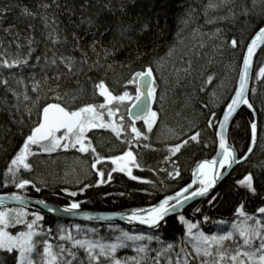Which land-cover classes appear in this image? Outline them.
Here are the masks:
<instances>
[{"label":"trees","instance_id":"1","mask_svg":"<svg viewBox=\"0 0 264 264\" xmlns=\"http://www.w3.org/2000/svg\"><path fill=\"white\" fill-rule=\"evenodd\" d=\"M207 2L208 0H0V54L10 60L16 57L24 59L28 58L30 47L34 50L29 66L11 70L0 68V80L9 81L7 89L0 84V193L25 194L58 205L77 202L83 208L128 210L155 204L165 195L183 188L190 181L194 164L216 152V125L223 107L235 89L246 44L258 27L264 24V0H228L212 14L208 10V16L205 17ZM42 4H51V7L45 9ZM25 8L35 13V16L25 15ZM245 11L247 15L244 14ZM217 17L228 19L211 24L205 22L206 19ZM185 20L188 22L184 23ZM145 24L148 27L142 30ZM127 28L130 31L124 32ZM217 28L222 31L219 37H213ZM232 38L240 41V47L233 49L230 43L223 42ZM55 39L59 42L53 43ZM173 46L176 49L174 55L162 61L155 73L158 96L152 110L158 112L157 123L151 133H147L143 122L136 123V127L149 136L146 141L133 140L131 143V149L140 164L139 168L133 167V175L139 179L132 180L124 173L111 172L114 166L105 160L97 165V169L106 174V182L100 184L97 169L91 167L95 154L80 153L75 149L60 150L55 154L62 153L64 157L66 154L68 157L78 155L77 158L85 164L88 174L80 176L77 186L62 182V170L67 164H63L65 158L61 157L57 164L42 163L36 172L33 169L32 172L23 173L26 178L34 181L40 191L32 186L17 189L10 179H5L11 159L19 151L35 122L36 109L23 99L25 85L28 95L33 98L36 96L31 92L33 77L45 82V77L59 75L58 81L50 79L46 83L53 88L59 84L60 89L68 91L70 96L75 93L81 97V103H99L102 98L94 96L93 82L104 79L111 90L120 92L124 90L130 74L140 70L141 64L148 58L142 54L165 57ZM82 53H87L89 64L99 61V65L104 67L97 66L89 72L87 66H84L83 72L77 71L73 76L59 62L55 66L51 64L53 58L59 61L61 56H71L80 61ZM138 53L141 58H137ZM37 56L40 57L39 63ZM189 60L192 67L190 75L175 71L188 67L186 62ZM108 65L112 67L109 69ZM262 66L264 46L256 55L249 91V102L253 106L257 125L253 150L209 197L194 202L180 214L192 222H200L201 230L206 233L216 230L218 220H235L241 204L252 215H258V208L264 206V78L258 75ZM80 67L77 63L76 68ZM209 75L214 79L211 83H206ZM21 77L23 83H17ZM79 88H83V91H79ZM133 89V85L127 86V90L134 94ZM13 91L17 93L16 96L12 94ZM40 95H44L43 89ZM43 102L42 100L41 103ZM29 108H32V119L28 118ZM121 111L125 110L122 108ZM211 113H215V116H211ZM254 113L247 106L241 107L229 128V143L239 157L250 147ZM209 119L213 120L214 126L211 128L208 127ZM196 131L201 133L199 143L189 142L176 156L170 160L165 159L170 156L169 147L187 139ZM89 137L97 152L102 157H108L128 150L129 145L123 140H131V132L129 129L126 136L117 140L109 130L94 129ZM145 144L149 147H144ZM35 157H30L33 167ZM175 167L179 168L181 176L173 179L168 173L173 172ZM109 172L112 175L110 181L107 180ZM249 173L253 176L258 193L255 196L237 183ZM71 192H76L77 195H69ZM217 193L220 196L213 200L212 197ZM42 216L44 219L40 223L45 230L52 229L51 235L59 224L99 227L102 234L107 233L104 228L111 226L67 223ZM178 216L167 218L157 229L143 231L159 235L162 243L153 242L150 245L152 249L159 250L168 243L174 245L171 251L159 257L160 264H168L169 260L175 262L177 259L182 264L184 252H181V248L191 251L186 243L185 226ZM205 216L209 218L206 222ZM83 255L80 252V256ZM133 255L136 253L131 248L118 252L121 258ZM149 256H155V251L150 252ZM0 264H14L12 255L0 253ZM145 264H154V261L147 258Z\"/></svg>","mask_w":264,"mask_h":264},{"label":"snow or ice","instance_id":"2","mask_svg":"<svg viewBox=\"0 0 264 264\" xmlns=\"http://www.w3.org/2000/svg\"><path fill=\"white\" fill-rule=\"evenodd\" d=\"M45 9L50 8L51 4H42ZM108 7V5H105ZM220 7L216 0H209L205 9V17L208 16V10H215ZM27 16H35L29 9H23ZM247 15V12L244 13ZM228 17H217L215 19H206V23H216L218 20H226ZM188 21L185 20L184 23ZM147 24L142 30H146ZM124 32L130 31V28L124 29ZM222 29L217 28L213 37H219ZM59 40H53V43H58ZM230 43L233 49L240 47V41L232 38ZM31 45V41H29ZM203 46V45H201ZM264 46V27H258L254 35L250 38V43L246 45V54L243 56V71L239 76L238 87L235 89V95L231 98V102L227 105V110L223 116V121L220 122L218 133L219 149L217 158L211 160H203L197 164L196 169L192 173V182L183 187L174 195L165 196L158 203L148 207L135 209L126 218L129 222H138L142 225H147L149 228L157 229L160 227V222L169 216L171 213H176L179 208H182L184 203L196 197H205L210 190L217 186V183L223 179L224 172L221 169H230L233 163H240L235 155V150L227 143L224 133V128L238 106L241 104L252 108V104L245 98L248 90V73L252 64L253 56L257 48ZM19 47V45H17ZM34 50L29 48L28 58L21 59L19 57L11 60L0 54V68L4 69H22L29 66V61L32 58ZM95 51V46H93ZM107 52V50H105ZM176 49L170 47L165 57H152L148 53L142 54L148 57L140 66V70L134 71L127 79V84L124 90L114 92L104 79L98 82H93L94 96L102 98V102H85L81 103V97L75 93L71 94L68 91H62L60 85L55 88L51 84L46 83L48 80H59L60 76L45 77V82L32 78L33 86L31 92L36 96L33 98L28 95L27 85L23 93L24 101H27L35 111V122L30 127L29 133L23 140L19 151L11 159L5 172V179L11 180V183L17 189H25L28 186L36 188L32 179L26 178L24 172H32L33 165L30 162V157L40 155L41 153L52 154L60 150L68 151L75 149L80 153H93L95 160L91 167L97 169V165L105 160L110 161L112 167L111 172H120L126 174L130 179L137 180V176L133 175V167L139 168L137 156L131 149L132 141L139 142L148 140L149 136L140 128L136 127L137 121H142L146 126L147 133L153 131L154 125L158 120V112L152 110L151 105L157 101L158 84L156 78V69L161 66V62L170 59ZM114 54V53H108ZM137 58H141V54H137ZM39 63L40 57H36ZM63 65L66 72L75 76L77 71L83 72L84 66H87V71L91 72L93 68L99 65V61L88 63L87 53H82L80 61H76L71 56H61L59 61L56 58L51 60L52 65L57 63ZM79 63L81 67L76 68ZM188 67L183 69H175V71H183L186 75H190L192 71L191 61L186 62ZM123 66V65H122ZM130 67V65H128ZM109 69L111 65L107 66ZM258 75L264 78V66L260 67ZM89 79H91L89 77ZM213 76L207 77L206 83H211ZM17 83H23L21 77ZM0 84L7 89L9 85L8 79L0 80ZM128 85L134 86V94L127 90ZM79 87V84H78ZM44 90V95L41 96V90ZM203 90V89H201ZM83 91V88H79ZM17 95L15 91L12 93ZM19 98V97H17ZM162 100L163 97L161 96ZM44 101L41 103V101ZM125 111L122 112L121 109ZM32 108L28 110V118L32 119ZM215 116V113H211ZM213 120H208V127H213ZM94 129L109 130L117 140H121L126 136L128 130L131 132V140L124 139L123 142L129 145L128 150L123 151L119 155L102 157L96 147L93 146L92 139L89 133ZM252 141L255 144L257 125L251 124ZM201 133L199 131L189 135L187 139L181 140L168 148L170 156L165 159L170 160L181 152V149L189 144V142L199 143ZM144 147H149L145 144ZM207 146V145H205ZM252 148L248 149L250 153ZM243 159H247L244 156ZM174 163V162H173ZM111 172L107 174V180L112 179ZM99 183H105V172L97 169ZM169 177L175 179L181 176L178 167H175L173 172L168 173ZM150 183V181H144ZM240 186L248 190L253 196L257 195L256 187L252 174L246 175L242 180L237 182ZM87 187V186H86ZM40 191L39 188H36ZM71 196H76V192L69 193ZM220 196L217 193L212 197L213 200ZM5 197H0V253L11 254L14 264H145L147 258L154 261V264H160L159 257L165 252H169L174 248V245L168 243L162 246L161 249H152L150 245L153 242L162 243L159 235L140 233H130L123 229H118L119 235L114 238H109L105 241L101 239L79 238L72 234L71 229L60 228L59 235L53 237L52 229L45 230L40 223L44 217L39 212H29L27 208V200L25 197L16 193H12L7 197L10 201L18 202L19 207H8L5 204ZM37 203L45 204L44 201ZM80 207L79 203H72L70 206L62 209L65 213H71L73 210ZM49 212L56 211L48 208ZM198 212L199 209H196ZM260 218L255 215H250L245 210V206L241 204L237 209V216L240 217L239 223L233 222L227 230H222L212 234H207L201 230L200 222H192L186 219L184 215H179V221L185 226L187 241L191 251L184 252L182 264H264V206L258 208ZM86 219H93L88 215ZM104 219H111L105 217ZM208 217H204V221H208ZM218 224H225L226 221H218ZM77 232L81 231L80 225L75 226ZM95 234L96 229L87 230ZM57 240L62 243H53ZM234 245V247H233ZM131 248L136 255L121 258L118 252L121 249ZM155 251V256H149V253ZM83 252V257L80 256ZM179 256V254H177ZM168 264H181V260L175 262L168 261Z\"/></svg>","mask_w":264,"mask_h":264},{"label":"water","instance_id":"3","mask_svg":"<svg viewBox=\"0 0 264 264\" xmlns=\"http://www.w3.org/2000/svg\"><path fill=\"white\" fill-rule=\"evenodd\" d=\"M262 27H264V25ZM253 35H254V33L251 35V37ZM248 43H250V39L248 40L247 44ZM262 47L263 46L257 48V50H256V52H255V54L253 56V60H252L251 67L249 69V73H248V90H247V92L245 94V98L248 101H249V91H250V84H251L252 71H253V66H254L255 58H256V55L258 54V52L260 51V49ZM245 54H246V47H245L243 56ZM242 71H243V58H242V62H241L239 74H238V77H237V82H236L235 89L238 87L239 76L242 73ZM235 89H234V91H233V93H232L229 101L223 107L222 113H221L220 118H219V120L217 122V125H216V141H217L216 152L214 153L213 156H211L209 158L200 159V160H198L194 164V166L192 168V171H191L190 181L185 186H187L188 184H190L192 182V173L196 169L198 163H200L203 160H211L213 158H217V159L219 158V157H217V153L220 151V149H219V136H218V133L220 131L219 124H220V122L223 121V116L225 114V111L227 110V105L231 102V98L235 95ZM243 106H247V105L241 104L240 106H238L236 112L233 114V116L230 118V120L227 122V124L225 125V128H224V133H225V136H226V139H227V143L234 150H235V148L229 143V140H228V131H229V128L231 126V123H232L234 117L236 116V114L238 113V111L240 110V108L243 107ZM151 107H152V105H151ZM250 109L254 113L253 107L250 108ZM254 116H255V113H254ZM139 122H142V121H137V123H139ZM253 123L256 124V116H255V119H254ZM256 136H257V133H256ZM251 137H252V131H251ZM255 142H256V140H255ZM254 146H255V144H253V141H252V138H251V144H250V147L249 148H252V150H253ZM250 153L247 151L242 157H239L238 154H237V152H236V150H235V155H236L237 159H239L241 161L240 163L244 162L245 159H243V157L244 156H247V158H248L249 155H250ZM238 164L239 163H233V165H232V167L230 169H227V168L226 169H221L220 171H222V172L225 173L223 179H225ZM222 180H220L217 183V186L214 189L210 190V192H209V194L207 196H205V197H196V198H194L192 200L187 201L186 203H184V205H183L182 208H179L177 210L176 213H171L169 216L165 217V219L160 222V225L167 218L172 217V216H177L179 214H182L184 212V210L188 206H190L191 204H193L194 202L209 197L214 192V190L218 187V185L221 183ZM181 189H179L178 191H180ZM178 191H175V192H173L171 194H168V195H174ZM12 193L13 192H2V193H0V197H5L6 198L5 199V204L8 207H19L20 205L18 204V202L10 201V200L7 199V197L11 196ZM18 195H20V194H18ZM168 195H165V196H168ZM20 196H23V197L26 198V200H27V208L26 209L27 210H29L31 212H39L40 214H42L44 216H48V217H51L53 219H57V220H60V221H67V222L68 221L69 222L72 221V222L89 223V224H119V225H122V226H124L126 228H129V229H148V230H152V228H149V226H147V225H142V224H139L138 222H129L126 218H122V217H127L135 209L148 208V207H150V206H152L154 204L149 205V206H145V207L134 208V209L115 210V211H100V210H95V209H91V208H83V207L80 206L78 209L73 210V212H71V213H65V212H63L61 210L64 209V208H66V207H68V206H70V205H58V204L50 203V202L44 200L43 198H34V197H29V196H24V195H20ZM164 197H162L160 200H162ZM37 201H44L45 204L37 203ZM159 201H157L156 203H158ZM48 208L55 209L56 211L49 212L47 210ZM88 215L92 216L93 219H91V220L86 219L85 217L88 216ZM105 217H110L111 219H104Z\"/></svg>","mask_w":264,"mask_h":264},{"label":"rangeland","instance_id":"4","mask_svg":"<svg viewBox=\"0 0 264 264\" xmlns=\"http://www.w3.org/2000/svg\"><path fill=\"white\" fill-rule=\"evenodd\" d=\"M228 1V0H216V2H218L221 5H224V3ZM209 3V0L207 2V5ZM218 9V8H217ZM215 9V10H217ZM210 13L212 14L213 11L215 10H211L209 9ZM215 19V18H213ZM21 97V96H19ZM22 98V97H21ZM61 151H64V150H61ZM60 154V155H59ZM58 155L57 154H46V153H41L40 155H37L34 159V167L33 169L35 170V172L37 171L38 169V166L42 163H47V162H51V164H57L58 163V159L59 157L61 158H65L63 160H65L63 162V164H67L65 165V168L62 170V175H63V181L64 183L68 184V185H74V186H77L78 182L80 181V176H86L88 174V171L85 167V164L80 161L77 156H74V155H69V157L67 156L66 154V157H64L62 153H59ZM71 161V162H70ZM70 162V163H69ZM81 164V166H80ZM17 194H20V193H17ZM20 195H24V196H28V195H25V194H20ZM30 197V196H29ZM27 210V209H26ZM29 211V210H27ZM31 212V211H29ZM252 215V214H250ZM257 216V218H260V215H255ZM240 217H236L235 220L233 221H226V220H223V221H226L225 224H217V227H216V230L212 233H215V232H219V231H222V230H227L231 227V224L233 222H237L239 223L240 221ZM218 221H221V220H218ZM76 225H62V224H59L56 229L53 230V237H56L59 235V230L60 228H64V229H71L72 231V234L74 236H78L79 238H85V236H87L88 238H93V239H101L103 238L105 241H107L109 238H114L116 235H119V231L118 229H123L125 231H128L130 233H140V232H143V231H131V230H128V229H125L121 226H118V225H111V226H107L106 228H104V232H107L106 234H102L100 232V228L99 227H80L81 228V231L78 233L76 228H75ZM91 228H94L97 230V232L95 234L93 233H90L88 232L87 230L88 229H91ZM145 233V232H143ZM212 233H207V234H212ZM109 234V235H108ZM147 234V233H145ZM108 235V236H107ZM186 239H187V236H186ZM59 241L57 240H54L53 243H58ZM59 243H62V242H59ZM188 246L190 247V245L188 244ZM234 246V245H233ZM191 250V248H190Z\"/></svg>","mask_w":264,"mask_h":264},{"label":"bare ground","instance_id":"5","mask_svg":"<svg viewBox=\"0 0 264 264\" xmlns=\"http://www.w3.org/2000/svg\"><path fill=\"white\" fill-rule=\"evenodd\" d=\"M264 24L261 25V27L263 26ZM96 210V209H95ZM100 211H115V210H100ZM108 225V224H106Z\"/></svg>","mask_w":264,"mask_h":264}]
</instances>
